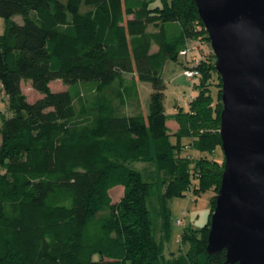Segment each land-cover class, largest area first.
Wrapping results in <instances>:
<instances>
[{
	"label": "trees",
	"instance_id": "obj_1",
	"mask_svg": "<svg viewBox=\"0 0 264 264\" xmlns=\"http://www.w3.org/2000/svg\"><path fill=\"white\" fill-rule=\"evenodd\" d=\"M153 2L0 0V98L13 112L0 129V264H231L226 250L207 251L217 194L207 224L185 229L189 250L167 254L170 200L221 187L224 161L184 156L181 140L190 136L203 153L222 146V79L196 2ZM181 56L183 70L200 71L196 93L168 114L164 72ZM57 80L68 88L54 91ZM139 82L152 85L146 112ZM129 104L132 113L123 111ZM132 163L153 164L157 179Z\"/></svg>",
	"mask_w": 264,
	"mask_h": 264
},
{
	"label": "water",
	"instance_id": "obj_2",
	"mask_svg": "<svg viewBox=\"0 0 264 264\" xmlns=\"http://www.w3.org/2000/svg\"><path fill=\"white\" fill-rule=\"evenodd\" d=\"M222 79L225 169L207 251L264 264V0H194Z\"/></svg>",
	"mask_w": 264,
	"mask_h": 264
},
{
	"label": "rangeland",
	"instance_id": "obj_3",
	"mask_svg": "<svg viewBox=\"0 0 264 264\" xmlns=\"http://www.w3.org/2000/svg\"><path fill=\"white\" fill-rule=\"evenodd\" d=\"M153 6H162L161 0H154ZM15 21L18 23L23 22V16L22 15H16L13 17ZM6 27V21L4 18L0 17V33H3L5 31ZM156 49V47H154ZM211 47L203 46V52L204 54H210L211 53ZM209 56V55H208ZM216 61V56H215ZM183 63L184 58L181 56L178 62L169 61L166 65V69L164 72V77L167 83L166 88V98H165V110L168 114H172L176 112V109L178 107H187L188 102L192 95H195L196 91L192 88V80L188 79L185 76H182L183 69ZM126 77L129 79L133 78L134 76L131 74H126ZM173 78H177V80H173ZM129 79V80H130ZM214 83H217V75L214 74ZM139 92L140 97L142 101V110L143 112L147 111V105L150 97V93L152 92V85L148 82H139ZM212 92L214 96H217V86L212 85ZM51 88L54 91H61L66 90L68 88L67 85H65L62 81H54L51 83ZM23 90L24 93L27 95L28 100L33 102L37 100L40 97V93L36 91L30 81L23 82ZM114 90V89H113ZM111 89V91H113ZM91 91V90H90ZM88 90L82 89V97H84V100H92V94ZM123 111L126 113H132L133 107L131 104L123 108ZM2 115H5L7 117H10L13 115V112L9 105V100L7 97L0 98V129L2 125ZM170 125L175 126V121L171 120ZM0 141H1V135H0ZM172 141L177 143L178 139L176 137L172 136ZM193 139L190 136H184L181 140V143L183 146H189L187 148H184L183 155L188 156L190 155L192 159H197L201 157L202 155H207L209 158H215L220 163L224 161L225 165V155L222 146L218 147L214 154L210 153H203L199 152L195 149L191 148ZM133 166L137 167L138 169L142 170L144 174L147 177H150L152 179H157V172L155 170V166L150 163H135ZM215 194H218L215 190L208 189L203 192H201L198 195H195L194 193L188 192L184 196H178L170 200V207H171V219H172V231L171 236L169 237L167 241V254L169 255L171 253H180L184 252L186 253L190 245L187 242L182 241V236L186 228H196L201 229L203 228L207 222L209 221V215L211 211L212 206V199ZM111 196L113 197L114 202H119L121 198L123 197V188L122 187H116L111 190ZM157 197L154 196L152 198V208L155 210L157 205ZM213 213V212H212ZM183 220V224L179 225L177 224V220ZM157 225V229H158ZM160 233V232H158ZM169 252V253H168Z\"/></svg>",
	"mask_w": 264,
	"mask_h": 264
},
{
	"label": "built area",
	"instance_id": "obj_4",
	"mask_svg": "<svg viewBox=\"0 0 264 264\" xmlns=\"http://www.w3.org/2000/svg\"><path fill=\"white\" fill-rule=\"evenodd\" d=\"M196 49H197V46L194 45V46H192V48H189V49H186L185 51H183V53L184 54H187V53L190 54L193 50H196ZM193 63L198 64L199 61L195 58H192V65H194ZM183 74L185 77H187L188 79L193 81L194 79H196L199 76L200 71L196 68L191 67V68L185 69L183 71ZM177 224H179V225L183 224V220H181V219L177 220Z\"/></svg>",
	"mask_w": 264,
	"mask_h": 264
},
{
	"label": "crops",
	"instance_id": "obj_5",
	"mask_svg": "<svg viewBox=\"0 0 264 264\" xmlns=\"http://www.w3.org/2000/svg\"><path fill=\"white\" fill-rule=\"evenodd\" d=\"M182 76H184V74H183V71H182ZM173 80L175 81V80H177V78H173ZM170 122H171V120H169L168 121V126L170 127V129L173 131V132H175L178 128H179V124L175 121V128L173 127V126H171L170 125Z\"/></svg>",
	"mask_w": 264,
	"mask_h": 264
}]
</instances>
